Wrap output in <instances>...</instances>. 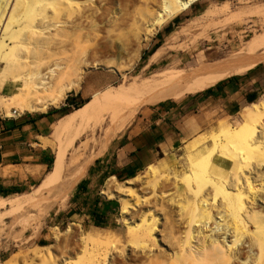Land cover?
<instances>
[{
    "label": "rangeland",
    "instance_id": "1",
    "mask_svg": "<svg viewBox=\"0 0 264 264\" xmlns=\"http://www.w3.org/2000/svg\"><path fill=\"white\" fill-rule=\"evenodd\" d=\"M159 2L160 0H106L101 5V14L97 15L96 20L98 23L107 22V25L109 24L110 26L109 28L111 30L114 28L115 35L121 39L125 49L121 60L111 61L112 54L99 42L100 37L92 38L87 35L84 36V32L81 33L82 36L78 33L77 35L74 34L75 32H71L72 34H68V32L64 33L65 39H68L67 41L64 39L68 47L65 43L66 47L64 46V49H66L63 54H58L60 57H57L59 58V62L62 61V64L58 62L59 68H55L54 74L55 72H57L56 74H62L63 72L65 78L69 79L75 70L70 72L71 68L75 66V68H82L84 73L82 74L80 88L74 93L77 95L75 103L92 100L96 96L104 95V93L116 86H129L134 82L151 79L164 70L186 68L195 62L199 64L210 63L212 60L220 59L222 56L228 55L242 47L256 35L264 33V14L261 11L251 16L240 12L243 10L245 12L249 8L264 6V0H201L193 4L187 11L177 15L176 19L175 17L170 19L166 25L152 33L145 41H142L144 33L149 24L152 23L156 15L155 12H157V8L160 6ZM223 5L224 7L221 8ZM149 10L151 12H148ZM211 11L217 12L211 14L213 13ZM100 15L101 17L104 16L102 18L105 19L102 20ZM233 15L237 16L234 17ZM238 16L239 20H237ZM233 17L234 20L232 19ZM241 17L246 19H241ZM67 34L71 38H68ZM71 42L72 46H74L73 42H77V44L81 43L77 50L74 48L76 52L78 51L77 53L74 52L75 50L73 51ZM137 42L140 46L136 44ZM84 43H87L85 44L86 47ZM80 46H84L86 51L82 50L83 48H80ZM136 46H139L138 52H136L138 48ZM105 48L106 50L104 51ZM158 50H160L161 56L154 63L148 65L147 69H144V66L149 63L151 55ZM78 53L81 56L84 53L86 56L83 55L81 58ZM66 55L69 57L65 59ZM71 59L74 63L73 65L71 64L72 66H68L70 62L67 61H71ZM82 60L84 62L88 61V64L82 63ZM60 64L62 67H60ZM0 66L3 67V65ZM64 67H67V69ZM230 78H236L235 80H237L233 92L224 93L223 95L218 94L203 102L200 106H198V103L201 101V96L206 99L204 95L208 94L206 91L198 94L181 92H159L154 94L142 107H139L131 122L120 133L113 136L108 146L101 151L99 147L107 139L106 133L109 126V123L102 117L104 111L101 112L98 109L92 114L91 118L83 121L78 126V131H81V134L76 137L74 136L72 144L67 149L69 150L68 155H71L82 141L89 140L90 149L84 158L88 166L86 171L66 196H64L65 201L50 199V205L48 204L50 207L47 205L48 210H44L43 205L46 202V197L44 196L38 201V205H30L31 207H36L34 210L29 211L32 213L30 218L26 214L15 219L0 220V264L13 259L16 261L18 259L23 260L25 252H33L37 249L46 250L47 248L49 249H47L49 253H44L41 264H66L68 261L72 262V264H86L92 256L96 258L98 264H142L141 261L145 260V263L149 257H152L153 261L156 258L155 261H158L160 264L161 262L162 264H178V261L176 263L174 259L175 263H173L171 258L174 248L170 246L169 240L172 238L176 239L179 235L180 238L178 237L177 241L185 243L187 242L185 238H188L187 236L189 238L193 237L194 232L191 230L189 235L186 234L188 228L184 227L185 222L180 216L179 207L177 208L178 204L169 199V193L174 192L176 189L181 193L183 190L184 193L182 191V194L185 195L188 192L187 195L189 197L190 184L192 187L196 185L195 180L193 181L191 176H189L191 172V159L194 161L202 160L209 153L213 146L210 142L211 138L218 133L221 123L241 125L245 122L242 114L243 108L249 105L252 106V104H260L264 101V62L259 63L246 74ZM220 86L221 82L213 88L214 90L215 88L219 89ZM15 93V86L11 82H6L5 84L0 82V113L3 116H10L12 111L16 110L21 114L22 118H25V116H29L28 114L31 113L20 111L18 103L12 97ZM187 103L191 105L188 107ZM146 104L156 106H145ZM63 106L65 107L64 101L59 108H49L48 112H60L59 110ZM158 106L175 108L170 116V120L167 119L169 123L173 122V125L170 123L169 128V134L172 139L162 143L158 148H154L152 161L139 170L132 178L121 180L116 178L119 182H125L133 179L139 173L144 175L138 182L131 183L130 187L133 193L129 191L122 194L124 197L120 196L128 206V213L126 212L125 216H123L119 208L121 206L120 203L115 199L108 200L103 195L107 182L113 177L108 175V168L110 166L107 163V160L110 161L112 158L110 157L111 152L107 151L105 153V151L112 144L113 140L123 136L135 127L141 129L149 128L150 122L156 115H153L152 111ZM70 109L71 111L74 110L72 107ZM40 114L35 113L33 115L38 116ZM62 115L61 112L56 114L52 119L53 122L50 127L41 134L42 137L53 144L58 142L57 137L54 135V125L60 120ZM69 115L62 119H67ZM30 142L33 143L34 150L25 154L31 155V158L17 159L15 162L17 166L8 167L9 171H12V177L4 179L7 182L19 184L22 192L16 195H0L1 197H15L33 193L47 173H50L57 166H59V169L56 171L53 185H56L60 180L59 171L63 169L61 165L64 159L59 160V157L56 158L54 149H50L52 158L53 152L55 154L52 166L43 167V174L40 175L30 172V170H35V165L39 163L35 158L38 151L35 150L42 149L37 146V144L40 145L41 143L40 137L36 139L31 138ZM22 147L25 150L27 149L25 152H28L29 146L25 145ZM230 161L229 158L216 155L213 158L211 171L213 174L229 180L230 171H235L237 167L236 163L232 165ZM252 161L254 162H250L249 164L250 170L257 169L256 171L258 172L264 171V165H261V161ZM149 165L154 167L156 174L146 170V167ZM244 170V172H249L248 168H244ZM46 171L47 173L44 175ZM76 172L77 170L67 165L62 183L65 184ZM187 175L189 176V180ZM83 180L85 181L84 188L72 200L77 184ZM187 181L188 184L191 182L188 190L185 188V186H188ZM155 182L158 184L157 188L151 186ZM160 183L161 186H159ZM231 183L232 181L229 183L230 186H232ZM209 194L211 195L210 192ZM260 198H264V194H259L258 198L260 209H264V204H262L264 203V199ZM101 199L116 201L119 207L116 211L108 212L103 219V225L96 227L92 224L89 213L94 209L93 206H96V204L97 207L95 209L100 210V207H102ZM70 210H74L77 213L74 215L68 214ZM145 219L148 222L154 220L152 223H155L154 230L157 240L154 243L149 241L147 244H144L145 247H142L139 240L135 239L136 236L129 231V226L132 225L134 228V226L139 225ZM127 223L129 224L127 225ZM56 231L58 232L56 233ZM89 233H92V235L100 234L102 236L107 233L115 234L117 238L114 241L116 242L114 249L106 253L104 246H97L83 239ZM229 236L231 237V235ZM230 237H228V240L231 239ZM85 242L88 246L86 247L87 249L85 248ZM242 244H244L243 248L248 251L249 249L246 247L248 243ZM138 259L140 261H137ZM218 262L221 264L220 261Z\"/></svg>",
    "mask_w": 264,
    "mask_h": 264
},
{
    "label": "bare ground",
    "instance_id": "2",
    "mask_svg": "<svg viewBox=\"0 0 264 264\" xmlns=\"http://www.w3.org/2000/svg\"><path fill=\"white\" fill-rule=\"evenodd\" d=\"M105 1L0 0V65H3V67L0 66V82L3 84L11 82L15 86L16 93L12 97L18 103L21 112L46 113L49 108H59L68 94L79 90L82 74L84 73L82 68L73 66L74 68H71L70 72L75 70L69 79L65 78L62 72L63 68L61 69L62 74H56L57 72H55L56 75L54 74L55 68H59V63L62 62H59L58 57L66 49H64L65 43L67 46L66 41L68 39H65L64 33L75 32L74 34L77 35V33L84 32V36L100 37L99 42L112 54L111 61L122 59L125 49L121 39L115 35L114 28L111 30L107 22H105L106 24L103 22L98 23L96 20L97 15L101 12L100 7ZM198 1L201 0H160V6L157 5L158 10L155 12L156 15L152 23L150 22L151 24H149L147 30L145 27L146 32L144 31L142 41H145L152 33L166 25L170 19L174 17L176 19L177 15L190 9ZM260 11L264 14V6L249 8L245 12L244 10L240 12L251 16L257 12L260 13ZM215 12L211 14H215ZM233 16L236 17L237 15ZM102 17L100 15V18ZM237 18L239 20V16ZM243 18L241 17V19ZM68 34L67 37L71 38ZM138 42L140 43V41ZM138 42L137 45H139ZM87 43H84L85 47ZM76 44L77 42H73L74 47L71 42L73 51L74 48L77 50L81 43L77 46ZM84 46H80V48L86 51ZM139 46H136L138 47L136 52H138ZM58 54L60 55L58 56ZM79 56L81 55L79 54ZM160 56V50L154 52L144 69H147L148 65L154 63ZM68 57L66 55L65 59ZM67 62H70L68 66H72L74 63L72 59ZM261 62H264V33L256 35L242 47L222 56L220 59L212 60L210 63L199 64L195 62L186 68L164 70L151 79L134 82L129 86L113 87L104 95L101 94L89 100L70 114L67 119L59 123L54 131V135L58 139L56 144L41 138L42 148L51 147L55 150L56 158L59 157V160L64 159L61 165L63 169L59 171L61 178L58 183L53 185L59 166L47 173L33 193L15 197H0V220L15 219L26 214L30 218L32 213L29 211L36 208L31 206L38 205V201L44 196L46 197L45 205H43L44 210H48L50 199L62 201L65 199L64 196L88 167L84 158L89 152L90 142L88 139L82 141L71 155H68L69 150L67 147L72 144L74 136L81 134V131H78V126L83 121L91 118L92 114L98 109L101 112L104 111L102 117L109 123L106 133L107 139L99 147L101 151L108 146L113 136L120 133L131 122L139 107H142L154 94L159 92L202 93L230 77L248 73ZM84 63L88 64V61ZM262 102L243 108L242 114L245 122L241 125L221 123L218 133L211 138L210 142L213 146L209 153L202 160L194 161L191 159L189 176L193 181L195 180L196 185L194 184L195 186L192 187L189 181L190 187L187 181L188 186H185L187 190L189 187L191 188L189 192L191 200L187 195L188 192L185 193L186 196L182 194L183 190L181 193L177 189L169 193V199L178 204L177 208L179 207L180 216L185 222L184 227L188 228L186 234L189 235L191 230L194 232V236L191 234L194 239L190 236L193 241L189 236L185 238V241H187H184L185 243H182V240V242L177 241L179 235L176 239L169 240L171 244L169 245L174 248V252L171 251V258L176 263L178 261V264H205L206 262L207 264H215V262L219 264L218 261H220L221 264H264V209H260L258 203L259 194H264V171L258 172L257 169L250 170L249 168L250 162H254L252 160L261 161V165H264V103ZM216 155L229 158L232 165L237 164L235 171H230L231 175L228 174L230 175L229 180L215 175L211 171L213 158ZM67 165L77 170V172L64 184L62 181ZM244 168H248L249 172H244L246 170ZM9 170H4L5 177L11 174L12 171ZM146 170L156 174V170L150 165L146 167ZM143 177L144 175L139 173L133 179L125 182H119L115 177H112L107 182L103 195L108 200H117L121 205L119 207L120 211L125 216L128 206L120 196L131 191V183H136ZM230 181H232V186L229 184ZM157 185V182H155L151 186L157 188ZM159 186H161V183ZM124 221L126 222V220ZM149 222L145 219L134 228L132 225L129 226V231L136 236L135 239L139 240L142 247H145L144 244L149 241L154 243L157 240L154 230L155 223ZM227 236L231 239L228 240ZM116 238L115 234L111 233L103 236L89 233L83 239L97 246H104L107 253L109 250L114 249ZM188 239L191 241H188ZM244 241L248 243V246H246L249 249L248 251L243 248L244 244L242 243H245ZM86 247H88L87 244ZM47 249L25 252L23 260L18 259L16 261L13 259L1 264H41L44 253H49V249ZM250 252L253 253H251L253 257ZM151 258H147V263H144V259L141 263L160 264L155 261L156 258H154V261ZM174 260L173 263H175ZM66 264H72V262L68 261ZM86 264H98V261L92 256Z\"/></svg>",
    "mask_w": 264,
    "mask_h": 264
},
{
    "label": "crops",
    "instance_id": "3",
    "mask_svg": "<svg viewBox=\"0 0 264 264\" xmlns=\"http://www.w3.org/2000/svg\"><path fill=\"white\" fill-rule=\"evenodd\" d=\"M235 79L236 78H230L225 80L223 83L221 82L219 89L215 88L214 90V88H212L210 94H204L206 99L201 96V101L198 103V106H200V104L203 102L213 98L214 96H217L218 94L223 95L224 93L227 94L233 92L234 85H236L237 81ZM68 96L71 97V99H75L77 95L70 93ZM186 105L189 107L191 104L187 103ZM145 106L156 105L146 104ZM174 110L175 108H171L170 106H158L152 111V114L156 115L150 122L151 124L149 128L141 129L135 127L123 136L113 140L112 144H110L109 148L105 151V153L107 151L111 152L110 157H112L110 161L107 160V163L110 166L108 168V175H110V177L113 176L117 178L118 176L121 179L132 178L139 170L143 169L152 161L154 148L156 149L162 143L172 139L169 134V128L170 123L173 125V122L169 123L167 119L170 120V116ZM73 111L62 115L60 120L55 123L54 131L57 129L59 123L63 120L62 118L71 114ZM58 113L60 112L47 111L45 114H40L38 116L28 114L29 116H25V118L20 116L18 119L0 117V186L10 189L12 192L10 195H16L22 192V190L19 188V184H13L10 181L7 182L4 180L6 178L8 179L12 177L11 174H9L8 177H5L3 174L4 170L8 169V167L17 166L15 163L17 159H24L27 157L31 158V155L25 154L34 150L33 143L30 142V139H36L39 137L40 139L44 138L41 135L42 132L50 127L53 122L52 119ZM188 120L190 121V119ZM25 145L27 147L29 146L28 152H25L27 149L25 150L22 147ZM37 145L39 146V144ZM41 145L42 143L39 147H41ZM50 149L52 148L46 147L42 148L41 150H35L38 151L35 155V158L39 163L35 165V170H30L32 174H43V167L48 166V162L52 157ZM53 157L55 158L54 152ZM47 171L44 173V175L47 173ZM19 190L20 192L17 193Z\"/></svg>",
    "mask_w": 264,
    "mask_h": 264
},
{
    "label": "trees",
    "instance_id": "4",
    "mask_svg": "<svg viewBox=\"0 0 264 264\" xmlns=\"http://www.w3.org/2000/svg\"><path fill=\"white\" fill-rule=\"evenodd\" d=\"M235 77H237V76H235ZM206 92L208 94H210L211 93V88L207 89ZM88 101L85 100V101H81L79 103H75V99H71V97L67 96V98L65 99V107L60 108L59 111L63 115L67 114V113H69L71 111L70 107H72L75 110V109L83 106L84 104H86V102H88ZM53 162H54V157L53 158L51 157L50 161L48 162V166L53 164ZM117 179L121 180V178L118 177V176H117ZM127 179H129V178H127ZM84 185H85V181L84 180L81 181L79 184H77L76 191H75V194H74L72 200H74L77 197V195L80 193V190L84 188ZM18 192H20V190L17 191V193ZM10 193H12L10 189H6V188H3L2 186H0V195H10ZM101 204H102V207H100V210H96L95 209V207H97V204H96V206H93L94 209L91 210V212L89 213L90 218H91V222L96 227H100V226L103 225V219L106 217L108 212L116 211V210H118V207H119V204L116 201H108V200L101 199ZM76 213L77 212H75L74 210H70L68 212V214H71V215H74Z\"/></svg>",
    "mask_w": 264,
    "mask_h": 264
},
{
    "label": "built area",
    "instance_id": "5",
    "mask_svg": "<svg viewBox=\"0 0 264 264\" xmlns=\"http://www.w3.org/2000/svg\"><path fill=\"white\" fill-rule=\"evenodd\" d=\"M21 115L20 113H18L16 110H13L12 113H11V116H6V115H0V117H4V118H13V119H16V118H19Z\"/></svg>",
    "mask_w": 264,
    "mask_h": 264
}]
</instances>
